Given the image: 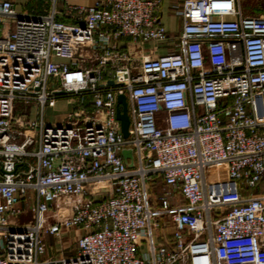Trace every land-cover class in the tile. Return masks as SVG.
I'll use <instances>...</instances> for the list:
<instances>
[{"label":"built area","instance_id":"2783aa9c","mask_svg":"<svg viewBox=\"0 0 264 264\" xmlns=\"http://www.w3.org/2000/svg\"><path fill=\"white\" fill-rule=\"evenodd\" d=\"M74 1L0 2V264H264V16L184 0L173 40L164 0ZM155 178L183 203L154 201ZM65 230L77 254L41 261Z\"/></svg>","mask_w":264,"mask_h":264},{"label":"rangeland","instance_id":"374dc122","mask_svg":"<svg viewBox=\"0 0 264 264\" xmlns=\"http://www.w3.org/2000/svg\"><path fill=\"white\" fill-rule=\"evenodd\" d=\"M88 0H75L74 5L77 6H86ZM241 10L245 17L253 18H262L264 16V0H241ZM91 99L86 98L87 103ZM73 112V104L67 101H60L55 108H48L46 110V119L50 123H62L63 119L68 116V114ZM21 114L22 112H17ZM98 188V187H97ZM151 195L154 201L160 203V198L167 197L168 200L175 205L178 201L183 203V199L179 196L178 193L171 191L166 187L161 178H155L151 182ZM180 198V199H179ZM23 214L17 217V225L31 224L33 222V212L28 205V201L24 202L21 206ZM52 213L49 212L47 216H50ZM53 222V219L50 220V223ZM164 228H167V237H169L173 231L171 224L167 225V221L164 220ZM80 236L79 232L74 230L64 231V234L61 239H55L51 235H46L44 237V243L47 247V253L40 258L41 261L48 259H55L62 256H75L77 252V240ZM75 252V253H72Z\"/></svg>","mask_w":264,"mask_h":264},{"label":"crops","instance_id":"0c3cea01","mask_svg":"<svg viewBox=\"0 0 264 264\" xmlns=\"http://www.w3.org/2000/svg\"><path fill=\"white\" fill-rule=\"evenodd\" d=\"M6 0H0L3 2ZM14 4L15 9L20 13H32L43 15L49 11V0H9ZM96 0H88L86 6L92 5ZM184 0H164L161 17L162 22L173 40H177L182 33L183 21L176 12ZM151 54L158 57L167 53V49L163 46L155 44H147L142 46V54ZM59 104V103H58ZM159 242V241H158ZM77 252V250H75ZM72 252V253H75Z\"/></svg>","mask_w":264,"mask_h":264},{"label":"water","instance_id":"95a60500","mask_svg":"<svg viewBox=\"0 0 264 264\" xmlns=\"http://www.w3.org/2000/svg\"><path fill=\"white\" fill-rule=\"evenodd\" d=\"M119 106H122V109H118V114L117 118L121 122V127H122V133L125 138H128L130 136L129 128H130V118L128 116V106L126 102L125 96H120L118 99ZM123 156L126 161L130 160L131 162L129 163V167L132 168L134 167V162H133V151L131 149L129 150H124L123 151Z\"/></svg>","mask_w":264,"mask_h":264}]
</instances>
